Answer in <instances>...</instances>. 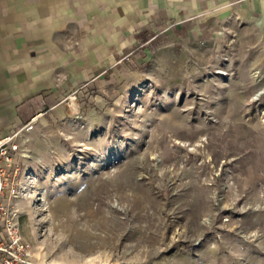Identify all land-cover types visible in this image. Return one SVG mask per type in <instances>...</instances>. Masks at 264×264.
Masks as SVG:
<instances>
[{
  "label": "rangeland",
  "instance_id": "374dc122",
  "mask_svg": "<svg viewBox=\"0 0 264 264\" xmlns=\"http://www.w3.org/2000/svg\"><path fill=\"white\" fill-rule=\"evenodd\" d=\"M161 25L37 120L10 203L32 264H264V6Z\"/></svg>",
  "mask_w": 264,
  "mask_h": 264
},
{
  "label": "crops",
  "instance_id": "0c3cea01",
  "mask_svg": "<svg viewBox=\"0 0 264 264\" xmlns=\"http://www.w3.org/2000/svg\"><path fill=\"white\" fill-rule=\"evenodd\" d=\"M222 2L0 0V133L59 111L80 86L138 55L147 33Z\"/></svg>",
  "mask_w": 264,
  "mask_h": 264
},
{
  "label": "built area",
  "instance_id": "2783aa9c",
  "mask_svg": "<svg viewBox=\"0 0 264 264\" xmlns=\"http://www.w3.org/2000/svg\"><path fill=\"white\" fill-rule=\"evenodd\" d=\"M35 124L36 119L31 118L19 128L0 133V264H32L30 246L20 235L17 211L10 199L15 196V180Z\"/></svg>",
  "mask_w": 264,
  "mask_h": 264
}]
</instances>
